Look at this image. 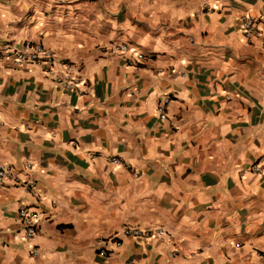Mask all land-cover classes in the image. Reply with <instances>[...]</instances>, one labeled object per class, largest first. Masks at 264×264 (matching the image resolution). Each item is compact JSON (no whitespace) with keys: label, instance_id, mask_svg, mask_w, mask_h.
Masks as SVG:
<instances>
[{"label":"crops","instance_id":"crops-1","mask_svg":"<svg viewBox=\"0 0 264 264\" xmlns=\"http://www.w3.org/2000/svg\"><path fill=\"white\" fill-rule=\"evenodd\" d=\"M240 14L264 34V0H0V51L41 43L90 87L0 60V264H264V42ZM22 205L40 219L29 242ZM125 225L171 241L117 248Z\"/></svg>","mask_w":264,"mask_h":264},{"label":"built area","instance_id":"built-area-1","mask_svg":"<svg viewBox=\"0 0 264 264\" xmlns=\"http://www.w3.org/2000/svg\"><path fill=\"white\" fill-rule=\"evenodd\" d=\"M238 22L241 26V34L245 40L259 38L264 42V34L260 28L259 20L250 14H240ZM109 52L122 58L127 65H136L143 63L146 56L132 47L126 42H113L109 46ZM11 59L13 65L22 64L45 65L44 73L52 82L59 86L62 90L72 92L77 96L89 94V85L83 76L80 66L57 59L55 53L43 46L41 43L27 42L20 49L4 48L0 51V60ZM171 98L164 95L155 109V114L160 121L167 119L166 108ZM110 163L116 166H124L131 168L128 162H122L118 157H110ZM251 173H261V167L258 164H252L248 169ZM9 175V168L0 163V183ZM32 184H30L31 186ZM18 218L22 226V237L24 241L29 242L35 235L39 223V216L35 208L22 205L18 210ZM153 237H159L167 241L171 238L167 232L161 227L142 228L134 225H125L116 231L109 239L118 248L122 245V241L126 238L149 240ZM32 255L37 254V249L32 248ZM107 250H101V254L105 255Z\"/></svg>","mask_w":264,"mask_h":264}]
</instances>
